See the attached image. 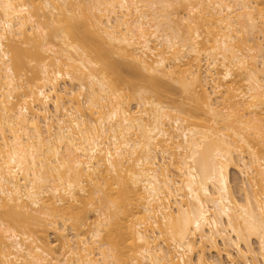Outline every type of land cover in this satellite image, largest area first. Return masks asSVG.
<instances>
[{
	"label": "bare ground",
	"instance_id": "6f19581e",
	"mask_svg": "<svg viewBox=\"0 0 264 264\" xmlns=\"http://www.w3.org/2000/svg\"><path fill=\"white\" fill-rule=\"evenodd\" d=\"M0 264H264V0H0Z\"/></svg>",
	"mask_w": 264,
	"mask_h": 264
},
{
	"label": "rangeland",
	"instance_id": "374dc122",
	"mask_svg": "<svg viewBox=\"0 0 264 264\" xmlns=\"http://www.w3.org/2000/svg\"><path fill=\"white\" fill-rule=\"evenodd\" d=\"M50 238L55 239L53 234L50 235ZM254 245L256 246V243H254Z\"/></svg>",
	"mask_w": 264,
	"mask_h": 264
}]
</instances>
